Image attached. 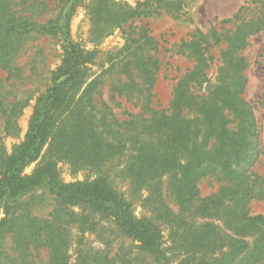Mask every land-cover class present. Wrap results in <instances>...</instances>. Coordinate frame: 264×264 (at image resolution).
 Returning <instances> with one entry per match:
<instances>
[{
    "label": "rangeland",
    "instance_id": "374dc122",
    "mask_svg": "<svg viewBox=\"0 0 264 264\" xmlns=\"http://www.w3.org/2000/svg\"><path fill=\"white\" fill-rule=\"evenodd\" d=\"M73 2L0 0V159L11 153L13 145L23 141L33 107L54 84L67 45L78 44L88 52H95L86 77L100 76L98 94L94 95L95 104L98 111L105 114L116 138L124 140L127 148L114 155L118 143L109 137L112 141L105 143L103 151L114 157L108 161L99 159L97 166L93 162H75L71 156L58 154L57 148L53 154L46 153L45 146L41 157L24 173L30 174L47 159L56 161L58 178L62 183L94 179L100 171L105 173L114 188L125 193L136 216L154 218L157 213H153V207L147 203L151 193L140 182L130 183L129 163L126 162L130 152L127 149L131 150L126 142L127 134L132 130L129 122L147 117V114L143 115L145 109L141 106L148 85L143 84L138 76L142 73V63H146L144 69L156 77L151 91V106L168 113L177 109L180 100L175 85L180 77L186 74L193 78L199 70L206 75L205 81L201 86L191 82L190 90L204 93L214 88L215 78L226 73L222 70L225 37L232 35L241 23L254 22L258 15H263L264 0ZM128 12H133V16L129 17ZM69 13L71 16L66 19ZM18 34H22L19 40ZM196 44H200V48L208 47L203 56L207 59L205 68H201V56L192 51ZM237 55L245 64L241 98L251 109L260 148L257 155L254 150L256 141L249 144L247 156L239 158V169L244 163L252 165L247 175L257 176L264 182V28L249 35ZM127 73L131 76L127 77ZM129 81L133 82L131 90H121L122 84ZM117 88L122 94L119 95ZM130 91H134L133 97L127 95ZM169 175L159 177L158 187L164 204L174 211L180 200L170 188ZM218 188L219 184L212 179H203L199 185L202 197ZM247 206L251 215L264 216V190L251 193ZM59 210L55 197L46 187L22 196L15 205H9L7 213L1 207L0 224L3 219L6 222L0 226V264H48V249L33 244L20 245L19 234L14 233L9 223V219L20 215H28L36 222L56 220L58 230L66 238L61 264H75L79 259L90 260L98 255L105 257V254L111 261L109 264H154L150 255L137 249V244L123 237L109 220L74 207L73 214L61 210V223L57 217ZM168 223L170 221L160 224L162 247L169 263L176 264L183 255L173 242L179 238L171 232ZM230 227L236 229L235 226Z\"/></svg>",
    "mask_w": 264,
    "mask_h": 264
},
{
    "label": "trees",
    "instance_id": "16d2710c",
    "mask_svg": "<svg viewBox=\"0 0 264 264\" xmlns=\"http://www.w3.org/2000/svg\"><path fill=\"white\" fill-rule=\"evenodd\" d=\"M70 16L67 14L66 19ZM263 28L264 14L258 15L254 22L241 23L232 35L222 40L226 45L222 70L226 73L215 78L211 90L204 93L190 90V84L201 86L205 81L206 75L199 70L193 78L181 76L175 85L180 101L177 109L169 113L151 106L156 77L142 63V73L138 76L148 85L141 106L147 117L129 122L132 130L126 142L131 150L127 149L130 152L126 162L130 183L140 182L150 191L147 203L157 213L154 218L136 216L125 193L114 188L100 171L94 179L62 183L56 161L47 159L30 174L24 173L41 157L45 146L46 153L53 154L57 148L58 154L71 156L75 162H93L97 166L99 159L108 161L127 148L124 140L116 138L105 114L95 104L100 76L86 77L95 52L69 43L54 84L33 107L23 141L13 145L11 153L0 159V208L7 213L9 205H15L19 198L46 187L62 211L73 214L75 207L109 220L123 237L137 244V249L150 255L154 264H170L161 240L160 224L166 221H170L171 232L179 238L173 242L183 255L176 264H264V216L251 215L247 206L251 193L264 190V182L247 175L252 165L244 163L239 169V158L247 156L249 144L256 141L257 155L260 148L251 109L241 98L245 64L237 55L246 38ZM21 35L18 34V40ZM192 51L201 56V68H205L207 59L203 56L208 47L200 48L196 44ZM132 86L133 82L129 81L122 84L121 90H131ZM134 94V91L127 93L132 97ZM109 137L118 143L114 155L103 151L105 143L111 140ZM163 174H171L170 188L180 200L174 211L164 204L159 192V177ZM203 179L214 180L219 188L202 197L199 185ZM61 210L57 217L63 223ZM9 221L14 233L19 234L21 246L33 244L46 248L50 251L48 264H61L66 238L58 230L56 220L36 222L28 215H20ZM4 222L3 219L0 226ZM109 263L105 254L90 260L79 259L75 264Z\"/></svg>",
    "mask_w": 264,
    "mask_h": 264
}]
</instances>
